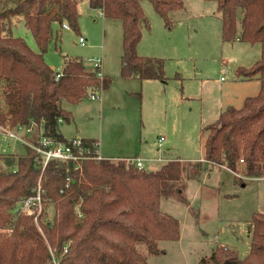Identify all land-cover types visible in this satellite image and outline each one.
Instances as JSON below:
<instances>
[{
	"label": "trees",
	"instance_id": "16d2710c",
	"mask_svg": "<svg viewBox=\"0 0 264 264\" xmlns=\"http://www.w3.org/2000/svg\"><path fill=\"white\" fill-rule=\"evenodd\" d=\"M81 1L0 0V123L34 126L27 135L32 142L41 135L65 141L60 124L73 115L63 100L77 103L113 81L81 58L67 56L56 78L44 57L59 38L55 23L79 30ZM143 1L87 0L90 8L123 22L121 77L168 82L165 58L138 52L143 29L150 28ZM150 1L167 25L170 12L184 5L183 0ZM214 1L223 41L261 44V55L252 65L236 68L238 78L260 80L259 92L246 96L241 107H226L205 127L201 160L170 157L158 168L146 169L126 158L52 159L43 167L30 145L22 143V153L0 152V264H51V248L59 264H149L145 252L159 255L160 240L180 237V221L161 209L162 198H183L187 181L199 179L210 165L227 167L244 183L264 179V0ZM19 17L38 50L13 34ZM176 77L182 78L179 72ZM84 139L91 146L98 141ZM39 186L43 211L38 224L34 215L15 210L19 202L36 195ZM51 205L54 216L46 219ZM249 229L246 256L219 244L199 264H264L263 212L253 214Z\"/></svg>",
	"mask_w": 264,
	"mask_h": 264
},
{
	"label": "rangeland",
	"instance_id": "374dc122",
	"mask_svg": "<svg viewBox=\"0 0 264 264\" xmlns=\"http://www.w3.org/2000/svg\"><path fill=\"white\" fill-rule=\"evenodd\" d=\"M183 1L182 7L170 12L171 25L150 0L142 2L150 28L143 29L138 52L165 58L167 83L121 77L123 22L100 16L87 0L79 3L78 31L54 24L59 38L44 55L54 70H62L64 56L81 58L88 68L100 58L103 72L113 79L108 88L96 92V99L89 95L77 103L63 100V107L73 115L60 124L65 137L98 138L104 156L139 154L146 159V169L158 168L167 157L204 158L205 127L226 107H241L246 96L259 92L260 80L238 78L236 68L252 65L261 55V44L223 41L216 1ZM13 34L39 49L21 17ZM80 36L86 38L85 45ZM177 72L182 78L176 77ZM162 135L165 140L159 143ZM0 152L22 153L24 145L0 134ZM22 203L15 212L30 214L20 209ZM161 209L179 219L180 237L160 240L159 255L145 252L149 264H199L219 244L237 249L244 257L251 246L252 216L264 213V179L254 177L244 183L230 169L210 165L199 179L187 181L183 198H162ZM42 211L43 203L30 214L38 224ZM54 213L51 205L44 218L52 219Z\"/></svg>",
	"mask_w": 264,
	"mask_h": 264
},
{
	"label": "built area",
	"instance_id": "2783aa9c",
	"mask_svg": "<svg viewBox=\"0 0 264 264\" xmlns=\"http://www.w3.org/2000/svg\"><path fill=\"white\" fill-rule=\"evenodd\" d=\"M65 28H69L68 23H64ZM79 42L82 45L86 44V38L84 36L79 37ZM99 76H103L101 71L102 61L100 58H95L93 63ZM62 75V70H55V77L59 78ZM92 98H96V93L91 94ZM34 126L19 125L16 127L9 124L0 123V134H5L13 137L24 144L32 146L38 153V159L42 163L43 167L52 160L60 159L63 161L79 160L84 158H96L101 159L104 156L99 152V141H92L91 144H87V141L79 136L68 137L65 141H55L47 136L39 138L38 142H32L28 139L27 135L32 134ZM163 140V137L160 139ZM128 162L135 163L139 168H144L140 158L128 157ZM20 205V209L25 210L28 213H33L34 209L38 208L42 204L40 186L36 195L30 196ZM52 263L59 264V258L56 255V249H51Z\"/></svg>",
	"mask_w": 264,
	"mask_h": 264
},
{
	"label": "crops",
	"instance_id": "0c3cea01",
	"mask_svg": "<svg viewBox=\"0 0 264 264\" xmlns=\"http://www.w3.org/2000/svg\"><path fill=\"white\" fill-rule=\"evenodd\" d=\"M99 11V15L100 16H102V17H105L104 15H103V13L100 11V10H98ZM62 28H65L63 25H62ZM102 61V60H101ZM63 64H64V62H63ZM63 67V66H62ZM101 71H102V73H103V75H106L104 72H103V70H102V66H101ZM106 76H108V75H106ZM123 78V77H122ZM130 78H138V77H130ZM139 79V78H138ZM141 80V79H140ZM157 80V79H156ZM141 81H143V80H141ZM160 81V80H159ZM161 82H163V81H161ZM163 83H167V82H163ZM97 98V97H96ZM96 98H93V99H96ZM63 122V121H62ZM61 122V123H62ZM61 130V129H60ZM76 136H78V135H76ZM76 136H71V137H76ZM79 137H81V136H79ZM163 137V140H160L161 138ZM68 138V137H67ZM82 138H86V137H82ZM87 138H92V139H97L98 141H99V152H100V139H98V138H94V137H87ZM159 143H162L164 140H165V136H160L159 137ZM158 150H160V147H158ZM104 156V155H103ZM104 157H113V158H128V157H137V158H140L141 159V161H142V163H143V166H144V161H146V159L145 158H143V157H141L139 154H135V155H122V156H119V155H112V154H110V155H108V156H104ZM168 158V157H167ZM167 158H165V159H167ZM164 159V160H165ZM202 159H204V158H202ZM163 160V161H164ZM145 167V166H144ZM222 167H225V166H222ZM227 168V167H226Z\"/></svg>",
	"mask_w": 264,
	"mask_h": 264
}]
</instances>
